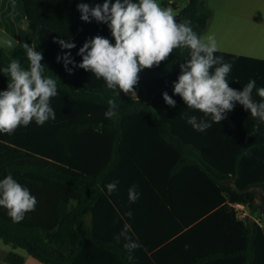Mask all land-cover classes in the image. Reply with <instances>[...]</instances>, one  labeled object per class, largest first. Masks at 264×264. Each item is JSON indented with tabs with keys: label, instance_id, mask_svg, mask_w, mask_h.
<instances>
[{
	"label": "trees",
	"instance_id": "16d2710c",
	"mask_svg": "<svg viewBox=\"0 0 264 264\" xmlns=\"http://www.w3.org/2000/svg\"><path fill=\"white\" fill-rule=\"evenodd\" d=\"M20 2L25 41L43 50L59 94L51 99L55 120L0 133V180L11 175L38 201L19 223L0 207L1 242L42 264H264V221L252 220L264 216V200L256 204L253 191H264V122L239 103L204 132L181 118L187 113L211 122L173 95L180 64L190 58L186 48L139 73L137 98L118 95L102 78L72 64L69 74L58 55L70 51L78 65L77 52L86 40L100 35L115 43L106 24L86 23L77 10L78 3L95 6L104 0ZM174 16L178 23L190 21L200 36L212 12L203 0H188ZM55 40L76 47L61 49ZM215 55L233 65L227 77L231 88L242 90L250 80L264 87V60ZM11 62L0 48V91L10 82L3 69ZM252 69L262 74L252 76ZM164 92L175 107L165 103ZM252 95L260 102L255 89ZM110 98L118 115L106 119ZM114 180L118 191L109 196L105 185ZM132 185L140 194L135 203L128 199ZM234 205L247 216L238 218ZM125 224L141 245L131 253L123 238L115 239ZM2 259L24 264L13 251Z\"/></svg>",
	"mask_w": 264,
	"mask_h": 264
},
{
	"label": "clouds",
	"instance_id": "9594fccd",
	"mask_svg": "<svg viewBox=\"0 0 264 264\" xmlns=\"http://www.w3.org/2000/svg\"><path fill=\"white\" fill-rule=\"evenodd\" d=\"M80 19L91 23L107 25L114 38V45L100 35L85 41L77 55L82 61L77 65L71 52L57 56V62L63 60L65 70L71 74L73 68L79 67L90 71L96 79H103L108 89L123 92L136 97L135 86L139 82V73L143 69L159 66L167 60L175 49L189 50V59L180 64V74L173 82V95H179L186 107L198 110L210 121L199 119L195 115L181 113V118L192 126L195 131L204 132L226 119L236 103L249 110L251 117L264 122V87L256 88L255 80H250L242 90L229 86L227 79L233 65L225 62L223 57L216 56L218 51L214 35L198 36L190 26V21L178 23L171 8H162L157 0H104L103 4L89 6L78 3ZM61 49L71 50L75 43L55 40ZM3 44L11 48L14 41L5 38ZM26 49L30 67L21 68L18 61L13 60L3 72L10 76L7 89L0 91V133L12 135L18 127H27L33 121L43 126L49 120H55L56 113L51 107V99L58 93L57 82L45 78L42 74V51H36L27 43ZM72 64L73 68L68 65ZM261 98L260 102L253 99V90ZM163 100L169 107H175L176 101L167 92L162 93ZM137 98V97H136ZM108 109L104 116L113 119L118 115V105L114 98L107 101ZM257 129L254 127L251 135ZM118 180L105 185L110 196L118 191ZM140 194L136 185L128 190L129 203H135ZM38 201L30 191L19 184L11 175L0 180V207L7 210L13 222H21L25 214L35 211ZM131 217L132 213H126ZM130 227L115 237L126 241L123 247L129 252L141 247L128 234Z\"/></svg>",
	"mask_w": 264,
	"mask_h": 264
},
{
	"label": "rangeland",
	"instance_id": "374dc122",
	"mask_svg": "<svg viewBox=\"0 0 264 264\" xmlns=\"http://www.w3.org/2000/svg\"><path fill=\"white\" fill-rule=\"evenodd\" d=\"M203 1L204 4L211 10L212 16L208 20L206 28L201 33V37L209 34L214 35L218 50L220 51L264 59V0ZM18 2L19 12H16L13 8L12 17L17 23L18 31H22L25 25L24 21L21 20L22 17L18 16V13L19 15H23L20 0ZM187 2L188 0H157V3L160 4L162 8H171L174 15H176L179 10L184 8ZM171 4H175L176 8L174 9ZM16 15L18 16L17 18L15 17ZM20 37L19 32V38L16 37L18 42L19 40L21 41ZM5 38L7 37L0 32V48L7 50L8 47L3 44V40ZM21 52L26 54V49L18 48L15 52H11L10 54L12 56L14 55V60L17 61L19 60V58L17 59V54ZM25 57L27 59V55H25ZM20 65L21 68L25 70L30 67V64L28 67L22 65V63ZM246 212L247 211L243 210L240 214ZM86 219H88V216ZM253 219L259 223L264 221V218H261L258 215H253L252 220ZM10 251L23 256L24 264H42L27 255L23 250H12L10 246L4 245L1 240L0 264H6L3 262L2 258Z\"/></svg>",
	"mask_w": 264,
	"mask_h": 264
},
{
	"label": "crops",
	"instance_id": "0c3cea01",
	"mask_svg": "<svg viewBox=\"0 0 264 264\" xmlns=\"http://www.w3.org/2000/svg\"><path fill=\"white\" fill-rule=\"evenodd\" d=\"M18 1L19 0H0V27H1L0 32L5 37L10 38L14 41L13 47L7 48V50H4V49L3 50L6 52L8 57L10 56L13 60L15 59V57H13L14 55L12 56L10 53L15 52L18 48L25 49L23 47V45L25 43H27L25 41V26H24L22 31H18L17 23L12 17L13 8L15 9L16 12L18 11V3H19ZM20 5H21V2H20ZM21 8H22V5H21ZM22 11H23V8H22ZM18 16H21L22 17L21 20L24 21V17H25L24 12H23V15L22 14L19 15V13H18ZM18 16L16 15L15 17L17 18ZM19 32H20V36H21L20 37L21 41L19 40V42H18L16 40V37L19 38ZM27 44L29 45V47L38 51L37 48L33 44H29V43H27ZM218 51H220V50H218ZM227 53H229V52H227ZM231 54H234V53H231ZM25 55L26 54H23L22 52L17 54V59L19 58V60H17V61H19L20 64L22 63V65H25L26 67H28L30 63L26 59ZM234 55H237V54H234ZM237 56H245V55H237ZM246 57H250V56H246ZM251 58H255V57H251ZM255 59L264 60L263 58H255ZM241 63H245V61L244 62L241 61ZM42 65H43V69H42L43 76L45 78H52L55 80L56 76H55L54 72L51 70L50 66L44 60V58L42 61ZM251 65H253V64H251ZM257 73L262 74V71H259L258 69H252L250 72V74L252 76H257ZM253 191L255 192V195H256L255 203L256 204L261 203L264 200V191L261 188H254ZM263 218H264V216H263ZM88 219H89V216H88ZM88 219H86V221H88ZM163 244H165V243H163Z\"/></svg>",
	"mask_w": 264,
	"mask_h": 264
},
{
	"label": "built area",
	"instance_id": "2783aa9c",
	"mask_svg": "<svg viewBox=\"0 0 264 264\" xmlns=\"http://www.w3.org/2000/svg\"><path fill=\"white\" fill-rule=\"evenodd\" d=\"M233 208H234V210L236 211V214H237L238 218H244V217L247 216L246 213H242V214H240L241 211L244 210V208H243L241 205H234Z\"/></svg>",
	"mask_w": 264,
	"mask_h": 264
}]
</instances>
